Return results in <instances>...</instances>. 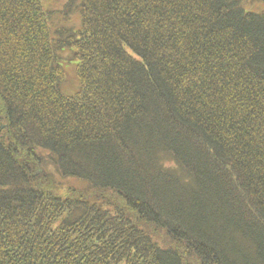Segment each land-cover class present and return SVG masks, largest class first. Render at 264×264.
<instances>
[{"label":"trees","instance_id":"obj_1","mask_svg":"<svg viewBox=\"0 0 264 264\" xmlns=\"http://www.w3.org/2000/svg\"><path fill=\"white\" fill-rule=\"evenodd\" d=\"M79 6L0 0V264H264V10Z\"/></svg>","mask_w":264,"mask_h":264},{"label":"rangeland","instance_id":"obj_2","mask_svg":"<svg viewBox=\"0 0 264 264\" xmlns=\"http://www.w3.org/2000/svg\"><path fill=\"white\" fill-rule=\"evenodd\" d=\"M44 5L50 9L54 10V15L50 18V28H51V36L52 40H60L67 34L69 31L78 30L82 26V13L81 8L79 6L78 9H74L73 11L78 10V13L67 12L66 6L70 0H43ZM46 2V3H45ZM243 5L246 10H252L255 12H260L264 10V4L260 0H243ZM69 13V14H68ZM72 52L69 48H63L62 52L66 51ZM69 53V52H68ZM77 59L69 57H64L61 59V64L67 71V80L62 85V91L67 95L75 94L79 89V79L76 77L75 68H76ZM78 80V81H77ZM53 169V168H52ZM54 171V169L52 170ZM56 178L66 184L76 185L78 187H82L85 182L78 181L74 178H62L59 174L56 173ZM83 182V183H82Z\"/></svg>","mask_w":264,"mask_h":264}]
</instances>
